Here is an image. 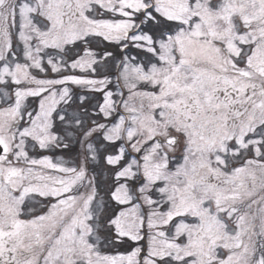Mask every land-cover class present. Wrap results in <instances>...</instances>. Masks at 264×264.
Masks as SVG:
<instances>
[{"label":"snow or ice","instance_id":"1","mask_svg":"<svg viewBox=\"0 0 264 264\" xmlns=\"http://www.w3.org/2000/svg\"><path fill=\"white\" fill-rule=\"evenodd\" d=\"M0 264H264V0H0Z\"/></svg>","mask_w":264,"mask_h":264}]
</instances>
